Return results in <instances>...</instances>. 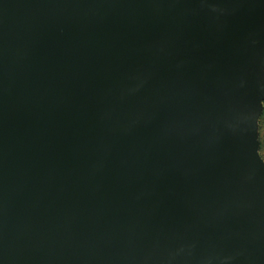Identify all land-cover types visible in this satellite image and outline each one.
<instances>
[{"label": "water", "instance_id": "water-1", "mask_svg": "<svg viewBox=\"0 0 264 264\" xmlns=\"http://www.w3.org/2000/svg\"><path fill=\"white\" fill-rule=\"evenodd\" d=\"M0 58L27 160L0 229L79 264H264V0H0Z\"/></svg>", "mask_w": 264, "mask_h": 264}, {"label": "rangeland", "instance_id": "rangeland-1", "mask_svg": "<svg viewBox=\"0 0 264 264\" xmlns=\"http://www.w3.org/2000/svg\"><path fill=\"white\" fill-rule=\"evenodd\" d=\"M37 1L49 13L59 2ZM2 68L0 58V75ZM8 128L9 117L7 113L0 112V189L17 181L27 164L24 155L7 147ZM255 132L257 155L264 164V100L255 118ZM8 263L79 264L72 247L64 239L17 227L0 229V264Z\"/></svg>", "mask_w": 264, "mask_h": 264}, {"label": "trees", "instance_id": "trees-1", "mask_svg": "<svg viewBox=\"0 0 264 264\" xmlns=\"http://www.w3.org/2000/svg\"><path fill=\"white\" fill-rule=\"evenodd\" d=\"M263 74H264V70H263Z\"/></svg>", "mask_w": 264, "mask_h": 264}, {"label": "bare ground", "instance_id": "bare-ground-1", "mask_svg": "<svg viewBox=\"0 0 264 264\" xmlns=\"http://www.w3.org/2000/svg\"><path fill=\"white\" fill-rule=\"evenodd\" d=\"M47 2V1H46Z\"/></svg>", "mask_w": 264, "mask_h": 264}]
</instances>
